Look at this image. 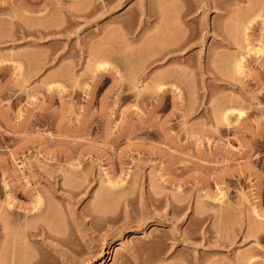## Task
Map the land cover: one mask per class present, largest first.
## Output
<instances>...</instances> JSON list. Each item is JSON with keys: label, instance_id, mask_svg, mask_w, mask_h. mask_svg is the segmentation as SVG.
<instances>
[{"label": "rangeland", "instance_id": "obj_1", "mask_svg": "<svg viewBox=\"0 0 264 264\" xmlns=\"http://www.w3.org/2000/svg\"><path fill=\"white\" fill-rule=\"evenodd\" d=\"M0 210V264H264V0H0Z\"/></svg>", "mask_w": 264, "mask_h": 264}, {"label": "bare ground", "instance_id": "obj_2", "mask_svg": "<svg viewBox=\"0 0 264 264\" xmlns=\"http://www.w3.org/2000/svg\"><path fill=\"white\" fill-rule=\"evenodd\" d=\"M120 1H122V0H120ZM122 4V3H121ZM248 50H250V49H248ZM247 50V51H248ZM254 50L252 49L251 51H248L249 53L250 52H253ZM260 51V50H259ZM247 52V54H249ZM255 52V51H254ZM257 52V54H258V50L256 51ZM260 53V52H259ZM256 54V55H257ZM255 55V53L252 55V56H254ZM255 55V56H256ZM238 60H235V70H237V71H239L240 73H242L243 72V67H244V64L246 63V61H247V59H245V57H243V58H240L239 56H238ZM237 59V58H236ZM248 62V61H247ZM214 66L216 65V64H213ZM233 65H234V63H233ZM245 66H246V64H245ZM236 71V72H237ZM238 72V73H239ZM239 73V74H240ZM163 79V78H161V77H158V79ZM159 79V80H160ZM164 80V79H163ZM159 82H162V81H159ZM156 84H158V85H161L160 83H158V82H156ZM159 88H162V87H158L157 89H159ZM162 90V91H161ZM160 92H163V88L162 89H160ZM36 166V165H35ZM31 167H33V166H31ZM36 168H37V166H36ZM32 171H33V169H31ZM73 170H75V169H73ZM110 182H112V181H110ZM109 183V182H108ZM111 184H114V183H111ZM219 192H221V191H219ZM217 195H218V193H217ZM222 196V194L221 195H219V197L217 196V199L219 198V200H220V197ZM3 201H4V206L5 205H7V208H9L10 209V207L12 206V200H11V198H5V199H3ZM4 206H2V208L1 209H3L4 208ZM5 209V208H4ZM254 210V209H253ZM2 210H0V231H3V230H5V232H6V230H7V228L6 227H8L7 226V224L5 223V222H7V221H4L5 220V218H7V214H8V211L7 210H4V211H2ZM5 211L7 212V214L5 213ZM43 211H44V209H43V205H42V202L40 201V199H38L37 197H35L33 200H32V204H31V206L29 207V209H28V213H30V217L33 219V220H35V223L37 222H39V217L41 216V214L43 213ZM5 214H4V213ZM11 212H12V210L9 212L10 213V215H11ZM255 211H253V213H254ZM257 212V211H256ZM264 214V213H263ZM255 215V214H254ZM257 215H259L260 216V214L257 212ZM257 215H255V216H257ZM264 217V215H262L261 216V218H263ZM38 218V219H37ZM261 218H258V220L259 221H261V220H263V219H261ZM36 219H37V221H36ZM7 220V219H6ZM264 221V220H263ZM4 225H6V226H4ZM46 226V225H45ZM36 227H38V226H36ZM35 227V228H36ZM4 228H6V229H4ZM38 229L41 231V229H40V227H38ZM44 229H42V231H43ZM30 232H32V231H30ZM0 233H2V232H0ZM35 233V232H34ZM34 233H30V236H32V237H36V235H38V234H34ZM43 233H44V231H43ZM3 234H4V232H3ZM3 234L1 235V236H3ZM45 234V233H44ZM48 234V233H47ZM46 234V236L49 238V239H51L52 241H59V238H57V237H55V236H51V235H47ZM27 236V235H26ZM28 236H29V232H28ZM27 236V237H28ZM132 238H135V237H132ZM256 244H258L257 242H256ZM106 263V260H105V257H103L102 259H101V261H100V263L99 264H105Z\"/></svg>", "mask_w": 264, "mask_h": 264}]
</instances>
